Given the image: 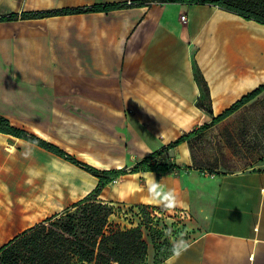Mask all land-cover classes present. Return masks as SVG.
I'll return each instance as SVG.
<instances>
[{
  "label": "crops",
  "instance_id": "crops-1",
  "mask_svg": "<svg viewBox=\"0 0 264 264\" xmlns=\"http://www.w3.org/2000/svg\"><path fill=\"white\" fill-rule=\"evenodd\" d=\"M47 1L25 0L29 5L25 9H47ZM61 18L77 22L68 52L65 44L56 53L44 47L35 51L33 45L23 48L18 44L20 34L14 37L0 31V89L16 90L25 84L27 89L57 90L61 96L72 91L64 99L72 98V105L92 110L105 122V131L97 128L95 139L117 161L102 162L106 169L129 168L136 160L196 131L245 94L239 91L242 79L247 78L245 83L257 80L256 84L264 75L261 70L260 76H241L246 69L264 68L247 60L264 44V35L258 36L257 30L264 25L209 4L152 2L108 12L4 21L0 29L11 31L16 25ZM244 64L250 68H242ZM197 69L209 89L212 115L196 105L203 93ZM215 72L222 76L215 78ZM236 91L238 95L233 96ZM216 102L221 105L218 111ZM58 104L70 105L66 101ZM157 159L175 162L182 169L128 173L120 176L111 196H101L112 204L167 207L164 197L172 192L176 202L171 208L187 210L185 232L172 243L173 253L154 263L153 245L150 249L147 242V264H264V169L200 171L193 167L187 141ZM150 173L160 185L155 193L149 191Z\"/></svg>",
  "mask_w": 264,
  "mask_h": 264
},
{
  "label": "rangeland",
  "instance_id": "rangeland-1",
  "mask_svg": "<svg viewBox=\"0 0 264 264\" xmlns=\"http://www.w3.org/2000/svg\"><path fill=\"white\" fill-rule=\"evenodd\" d=\"M94 1L104 0H48L49 7L40 10L58 9L55 7L65 5H87ZM11 6L17 10L16 13L31 11L25 9L29 6L25 4V0H0V15L12 13ZM75 24L77 22L73 18H61L29 22L16 25L11 31L6 28H1L0 31L11 36L13 34L14 37L20 34L18 44L23 48L33 45L35 51H40L44 47L49 52L55 50L56 53L58 46L65 44L68 52L73 46ZM2 60L0 52V63ZM247 66L244 64L242 68ZM225 68L228 69L226 74H229L231 70L228 63ZM261 70L264 68L246 69L241 76H260ZM195 74L200 79L199 69ZM218 75L222 76L218 72L214 73L215 78ZM245 80L247 78L242 79L241 84H244ZM261 83H264V79L245 88L241 94L248 93V90ZM226 91L229 94L228 89ZM63 94L65 95L62 97L57 90L40 87L27 89L25 84L16 90L0 89V112L13 126L60 147L69 155L99 167L98 169L102 167L106 169L101 164L106 160L112 164L116 163L114 155L107 153L106 148L95 139L98 137L97 128L105 131V122L102 118L96 117L92 110L86 107L72 105V98L64 99L66 94H73L72 91H64ZM63 101L70 105L58 104ZM210 101L203 91L201 104L205 110L210 107ZM230 105H225L222 110ZM2 134H0V245L34 223L79 200L97 182L96 177L80 167L39 146L9 134ZM188 144L193 167L209 174L264 169V91L222 121L204 131H197V135L190 138ZM10 145L14 147L12 152L8 150ZM135 162L127 167H132ZM129 177L132 176L129 174ZM120 180V177L113 180L110 186L102 190L100 197L111 196ZM110 219L121 225L124 222L116 216ZM143 235L151 249L152 243L145 229Z\"/></svg>",
  "mask_w": 264,
  "mask_h": 264
},
{
  "label": "trees",
  "instance_id": "trees-1",
  "mask_svg": "<svg viewBox=\"0 0 264 264\" xmlns=\"http://www.w3.org/2000/svg\"><path fill=\"white\" fill-rule=\"evenodd\" d=\"M152 2L209 4L244 20L264 25V0H133L131 4H127L126 1L105 2L78 7L12 12L0 15V22L40 19L63 14L108 12L145 6ZM197 81L208 96L205 80L201 77ZM262 91H264V83L242 95L219 115L212 117L209 123H204L196 131L186 133L161 149L144 156L129 169H98L69 155L60 147L13 126L8 118L0 114V133L35 144L97 178L95 186L82 198L34 223L0 245V264H147L148 244L143 229L140 226L125 227L112 221L110 218L115 214L116 207L101 199L102 190L113 180L128 173L180 171L182 169L180 165L169 160H156L157 157L182 142H189L190 138L197 135V131H204L222 121ZM196 105L204 109L200 100ZM206 111L212 115L210 107ZM139 206L143 210L144 228L155 250L154 263L160 262L173 253L172 243L162 231L148 224L149 218L145 207L150 205L139 204Z\"/></svg>",
  "mask_w": 264,
  "mask_h": 264
},
{
  "label": "built area",
  "instance_id": "built-area-1",
  "mask_svg": "<svg viewBox=\"0 0 264 264\" xmlns=\"http://www.w3.org/2000/svg\"><path fill=\"white\" fill-rule=\"evenodd\" d=\"M127 4H131L133 0H125ZM181 20L185 21V16H181ZM116 212L112 216L123 220V226L136 227L140 226L143 230L144 215L142 207L137 204H120L113 205ZM151 226L162 231L168 238V241L174 243L185 232V220L189 217V213L185 209H177L164 206H148L145 207Z\"/></svg>",
  "mask_w": 264,
  "mask_h": 264
},
{
  "label": "bare ground",
  "instance_id": "bare-ground-1",
  "mask_svg": "<svg viewBox=\"0 0 264 264\" xmlns=\"http://www.w3.org/2000/svg\"><path fill=\"white\" fill-rule=\"evenodd\" d=\"M257 30L260 32V34H258V36H260L261 34L264 35V29L258 28ZM253 47H254V45H253ZM262 47H264V44H262ZM262 47L261 48H256L257 50L256 51H252L251 52V55L247 58L248 61H251L256 66H261V65L264 66V49H262ZM261 79H264V75H262V76L259 77V80H261ZM256 81L257 80H253V81H250V82H247V83L243 84L242 87L239 89V91L241 92L245 88L252 86L253 84H255ZM214 95H215V92H214ZM235 95H238L237 91H236V93L233 94V96H235ZM220 107H221V105H219V103L216 102V104L214 106L215 110L218 111ZM8 148H9L8 149L9 151H13L14 150L13 145H10Z\"/></svg>",
  "mask_w": 264,
  "mask_h": 264
},
{
  "label": "clouds",
  "instance_id": "clouds-1",
  "mask_svg": "<svg viewBox=\"0 0 264 264\" xmlns=\"http://www.w3.org/2000/svg\"><path fill=\"white\" fill-rule=\"evenodd\" d=\"M151 178H152V184L149 186V191L152 193H155L156 190L160 187L159 183L155 180L154 178V174L150 173ZM164 200L166 202V206L167 207H172L174 206L175 202H176V198H175V194L172 192H169L165 195ZM187 247V245H185V248ZM179 254V253H177Z\"/></svg>",
  "mask_w": 264,
  "mask_h": 264
}]
</instances>
